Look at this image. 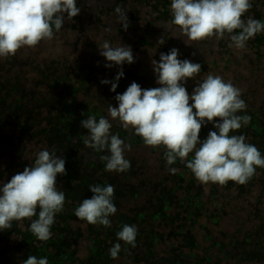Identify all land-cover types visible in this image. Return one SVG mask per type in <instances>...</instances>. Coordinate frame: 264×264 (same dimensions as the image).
I'll return each mask as SVG.
<instances>
[{
    "label": "rangeland",
    "instance_id": "374dc122",
    "mask_svg": "<svg viewBox=\"0 0 264 264\" xmlns=\"http://www.w3.org/2000/svg\"><path fill=\"white\" fill-rule=\"evenodd\" d=\"M159 6L164 11L159 10L158 16H167L165 6L162 4ZM123 9L129 21L126 31L122 28L119 31L118 23L109 25L100 32H95L85 25L88 33L79 36L80 42L76 38H64L55 34L53 39L40 42L39 54L37 53L39 50L31 51L33 57L31 65L37 66L44 60L43 56L52 57L55 52L62 53L63 48L76 50L67 53H72V57L77 61L85 62L89 54L81 49V45L86 41H95L100 47L103 41L107 40L113 46H118L121 42L131 47L134 63L125 64L122 69L139 64L140 70L150 69V75L155 78L151 61H159L161 52L167 53L170 49L177 48L179 59L201 64V72L197 79H202L208 74L219 75L241 90V99L247 107L238 114L247 115L250 119L247 125L231 132L230 135H244L246 142L256 146L264 154L261 148V141L264 139V32L250 39L245 49H236L229 47L231 41L227 34L220 40L211 37L194 42L183 36L177 27L158 22L156 15L145 13L142 7L140 12L133 11L129 5H125ZM105 12L111 13L104 10L102 14ZM248 17L264 22V0H252L251 8L242 19L246 20ZM72 44L76 45L69 47ZM99 60L102 64L106 63L102 56ZM62 62L63 60L58 64L62 65ZM111 68L121 69L116 66ZM22 69L26 70L23 74L17 75L23 87L17 89L15 101L19 103L16 108L17 118L15 121L13 118L7 121L17 132L10 137L11 139L8 135L5 140L0 138V142L4 144L2 148L0 147V180L6 183L14 174L30 166L38 151L55 150L58 156L65 159L66 174L58 175L56 178L58 190L65 192V203L63 211L55 217V223L51 228L52 236L48 241H39L28 230L30 224L28 218L20 222L13 221L10 229L0 232V264H22L29 255L38 258L46 256L49 264H188L187 257L180 258V262L176 259L179 257V253L175 251L176 245L171 243L165 246V235L171 233L172 236H178L180 231H191L196 227L202 230L203 227L198 226V218L202 212L205 220L213 226L217 225L223 212V224L219 222L221 227L216 226L212 229L211 225V229L223 231L220 236L222 237V234L229 236L230 242L235 237L233 233V235L229 233L230 231H239L237 228L244 231L241 244L238 245V241L231 243L232 248H236L242 254L237 257L239 260L247 257L251 250L256 253L261 250V236L259 235L256 240L257 243H252L248 235L256 231L258 221L264 219L262 188L264 168H257L246 184L231 181V185L228 186L230 183L228 182L221 186L213 183L202 184L198 181L196 185H202L206 194L205 199L209 198V206L204 210L201 208L202 193L198 194L199 187L194 186L197 179L184 163L177 160L173 165H166L164 147L153 146L155 152L160 155L158 165L164 171L153 182L155 184L153 186L152 181L143 175L146 176L145 171L160 173L158 168L155 169L158 153L150 157L148 148L140 136L131 130H124L119 122L106 114L109 104L117 106L115 95L122 94L132 82L138 83L143 89L152 88L151 83L142 82L139 77L132 76L127 78V84L119 80L116 91L111 92L110 84L100 83L103 79L113 80L115 76H111L110 73L100 74L99 77L88 69H62L60 74L53 75L52 81L46 84L43 81V74L38 79L35 73L37 71L32 67ZM15 70H5L1 76L9 78ZM25 79L27 83L38 80L37 84L29 83L33 86L29 87L30 85L23 86ZM195 86L196 82L192 79L185 84L191 91ZM3 91V83H0V110L1 107L7 110L4 105H8L9 96L3 95ZM59 96H62L58 99L60 102L56 100ZM25 101L29 106H26ZM88 116H95L97 119L101 116L109 118L113 125L111 132L118 133L125 143L131 145V150L125 152V158L131 164L127 171L123 173L105 171V162L100 157L108 153H97L84 145L87 130L80 127V121ZM216 119L214 118V121ZM214 130L212 123L202 126L199 138L205 139L208 132ZM169 168H175L176 171L171 173ZM97 184L114 186L113 202L117 212L110 217L109 228L88 224L74 216V210L80 202L93 195L88 189L89 185ZM177 192L181 194L178 197L174 195ZM139 193H144L141 201L136 197ZM124 224L136 225L138 228L135 247L117 240L116 234ZM260 232L264 241V231ZM207 235H204V238ZM208 240L210 241V238ZM115 243L121 244V251L118 258L113 259L109 255V249ZM207 244L201 248L204 255L202 257L209 255L210 248L220 252V248L223 247L222 243L214 238ZM244 246H249L251 250L246 251ZM168 248L172 255L167 254Z\"/></svg>",
    "mask_w": 264,
    "mask_h": 264
},
{
    "label": "clouds",
    "instance_id": "9594fccd",
    "mask_svg": "<svg viewBox=\"0 0 264 264\" xmlns=\"http://www.w3.org/2000/svg\"><path fill=\"white\" fill-rule=\"evenodd\" d=\"M251 6L252 0H170V23L190 41L211 37L220 40L227 34L229 47L245 49L250 39L264 32V22L252 17L242 19ZM80 11L78 0H0V59L15 55L22 47H35L53 39ZM114 11L118 24L126 31V11L119 6ZM98 50L106 61L105 68H121L113 80L100 81L110 84L109 90L115 92L124 76L122 66L134 63L132 49L105 40ZM179 55V50L172 48L161 52L159 61L152 60L155 81L160 86L143 89L132 82L122 94L115 95L116 107L109 104L110 118L140 136L145 145L163 146L166 165L179 160L202 184H246L257 168H264V154L246 142L244 135H230L250 119L238 114L247 107L241 90L219 75L197 79L201 64L179 59ZM189 79L196 82L191 93L185 87ZM208 123L215 130L201 140L200 130ZM80 127L87 130L83 140L86 147L108 153L100 157L105 171L123 173L130 168L125 152L131 150V145L111 132L109 118L88 116L80 121ZM64 174L65 159L55 150L43 149L35 154L30 166L6 183L0 180V232L10 229L13 221L28 218V230L39 241H48L55 217L64 208L65 192L58 190L56 183L57 176ZM88 189L93 195L80 202L74 216L91 225L111 227L110 217L117 212L114 186L97 184ZM137 234L136 225L124 224L116 236L118 241L135 247ZM120 251L121 244L115 243L109 255L116 259ZM22 264H49V260L29 255Z\"/></svg>",
    "mask_w": 264,
    "mask_h": 264
},
{
    "label": "trees",
    "instance_id": "16d2710c",
    "mask_svg": "<svg viewBox=\"0 0 264 264\" xmlns=\"http://www.w3.org/2000/svg\"><path fill=\"white\" fill-rule=\"evenodd\" d=\"M93 3L91 6H89L91 3ZM160 4L165 6V10H167V16L165 17H159L158 16V11L161 10ZM125 5H129V7L135 11V12H140V8L142 7L145 9L146 12H150L151 15L153 14L156 15V18H158V22H165L169 24L171 27H177L174 26L170 23L172 16L170 12V0H78V7L81 8L80 13L72 19V21H66L63 25V28L59 31L56 32L55 34H59L64 38H76V40L79 41V36L81 34H87L88 31L86 32V27L92 28L91 30H94L95 32H100L109 25H115L117 22V14L115 13L114 9L119 6L123 9ZM104 10L111 11V13L105 12L102 14ZM164 11V10H161ZM157 12V14L155 13ZM66 15V14H65ZM130 16L132 14L130 13ZM170 17V18H169ZM136 18V17H135ZM109 19H112V21H109ZM104 20H107L108 22H105ZM157 21V20H156ZM149 22V21H148ZM147 22V23H148ZM156 22V23H158ZM86 25V27H85ZM147 24L145 25V27ZM122 26L119 25V31H121ZM153 30V29H152ZM77 42V43H78ZM76 44H72L69 47H74ZM79 45H81L79 43ZM81 49L85 50L89 54V58L85 62H79L74 57H72V53L67 51H76V50H70V49H61L63 52H55L53 53L52 57L49 56H43L44 60L40 61L37 66L34 67L32 66L33 62V57H32V50H39L37 53L39 54L41 52V46L40 43L35 46L31 47H22L21 49H18L16 54L7 58H2L0 59V83H3L4 91L2 92L3 95L7 94L9 96V103L8 105H4L7 110H0V137L2 140H5L7 135L9 136V139L12 135H14L17 130L15 127H10L11 124H8L7 121L10 118H13V121L17 118V105L19 104L18 102H15L17 100V89L19 90V87L23 89L22 84L19 83V78L17 75L23 74V72L26 69H22L24 67H32V69L36 70V77L38 79L41 78L40 75L43 74V81L47 84L52 81V77L55 74H60L62 69H88L92 70L96 75L100 77V74H106L110 73L111 76H116L117 72L120 71L121 69H114V68H105L104 64L100 63L101 60H99L100 56L98 55V48L99 44L95 41H86L84 44L81 45ZM98 56H97V55ZM62 62V65L58 64L59 62ZM124 66V65H123ZM122 66V67H123ZM6 67L7 69H4ZM18 68V69H17ZM9 69H16L14 72H12V75H10L9 78L1 76L2 72H5V70ZM29 69V68H28ZM145 70V71H143ZM150 69H142L140 70L139 64H136V66H128L127 69H122L124 76L120 79L123 84H127L128 80L127 78H140L142 82H148L152 84V88L159 87L155 81V78H153L149 71ZM25 78V76H24ZM36 81H30L26 82V79L23 83V86H29V83H36ZM42 82V81H41ZM29 87H33L30 85ZM45 88V86H44ZM46 89V88H45ZM187 91L191 93V90L187 88ZM63 96V95H62ZM59 96L56 100H58L60 97ZM78 97V96H77ZM60 102V100H58ZM26 106H29V103L24 102ZM107 111V110H106ZM108 114V112H106ZM118 122V121H117ZM119 124V123H118ZM120 125V124H119ZM261 148L264 150V139L261 141ZM4 144L0 142V147L2 148ZM148 148L149 151V156H153L155 153V150L152 148L153 146H145ZM1 150V149H0ZM154 150V151H151ZM160 155L158 153V157L156 159L157 166H155V169L158 168L160 170V173H147L145 171V175H143L144 178L149 179L152 181L151 183L153 186L155 185L153 182L156 181L157 177L159 175H162L164 173L163 170L160 169V166L158 165L157 160L159 159ZM134 163H136L135 160H133ZM147 162L148 159H147ZM264 171V170H263ZM139 178V177H138ZM263 180H264V173H263ZM228 184L231 185V181ZM198 183V180L195 181L194 186L199 187V192L198 194L202 193L201 195L203 196V199H201L203 206L201 207L202 209H206L207 206H209V198L205 199V193L202 188V185H196ZM264 188V186L262 187ZM155 191V190H152ZM183 193V192H182ZM176 197L180 196L179 192L174 193ZM184 195V194H182ZM138 201H141L144 198V193H139L137 196ZM221 207V206H220ZM222 208V207H221ZM223 211V209H221ZM171 213V211L169 212ZM204 212L201 213V215L198 218V226L201 225L205 231H202L198 229L197 227L188 231V230H183L178 233V236H172L171 233L166 234V240H165V246L171 245H176L177 247L175 248L176 253H179V257L176 258L180 262V258H188V264H264V241H262V233L260 231H264V219L258 221V225L256 227V231H252L248 236L251 239L252 243H257V239L259 235L261 236V245L260 247L261 250H258L257 253L255 251H252L249 246H244L243 248L248 250H251L250 253L245 257L243 260H239L237 257L241 256L242 254L239 253V251L236 248H232L231 243L238 241V245L242 243L243 239V234L244 231L240 228H237L239 231H230L229 233L231 235H235L233 240L230 242L229 236L222 234L223 236L221 237L220 234L223 231H212L213 227H221L220 224H223V212L222 216L220 219H218L217 225L213 226L210 222H207L204 218ZM220 222V224H219ZM212 225V229H211ZM233 233V234H232ZM208 234V235H207ZM204 235H207L204 238ZM213 236V237H212ZM190 238V239H189ZM210 238V241L208 240ZM213 238L215 240H218L219 243L223 245L221 251H217L215 249H209V255H206V257H202L203 251L201 248L207 246L210 242H212ZM195 242V243H194ZM157 248V247H156ZM168 250V251H167ZM166 252L168 255H172L171 251L166 249ZM210 258H209V257ZM202 257V258H201ZM218 259V261H216ZM196 260V261H195ZM197 262V263H196Z\"/></svg>",
    "mask_w": 264,
    "mask_h": 264
}]
</instances>
